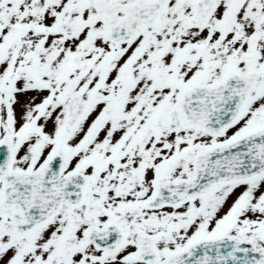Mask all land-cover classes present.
<instances>
[{
    "label": "snow or ice",
    "instance_id": "snow-or-ice-1",
    "mask_svg": "<svg viewBox=\"0 0 264 264\" xmlns=\"http://www.w3.org/2000/svg\"><path fill=\"white\" fill-rule=\"evenodd\" d=\"M0 264H264V0H0Z\"/></svg>",
    "mask_w": 264,
    "mask_h": 264
}]
</instances>
